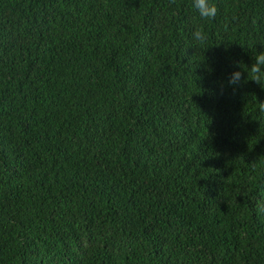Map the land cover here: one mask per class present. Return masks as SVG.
<instances>
[{
	"label": "trees",
	"instance_id": "trees-1",
	"mask_svg": "<svg viewBox=\"0 0 264 264\" xmlns=\"http://www.w3.org/2000/svg\"><path fill=\"white\" fill-rule=\"evenodd\" d=\"M211 2L0 0V264H264V0Z\"/></svg>",
	"mask_w": 264,
	"mask_h": 264
},
{
	"label": "clouds",
	"instance_id": "clouds-1",
	"mask_svg": "<svg viewBox=\"0 0 264 264\" xmlns=\"http://www.w3.org/2000/svg\"><path fill=\"white\" fill-rule=\"evenodd\" d=\"M193 6L198 10L201 18L214 19L218 9L215 3L211 0H193ZM193 40L198 43H203L206 39V33L202 28H197L192 33ZM255 62L251 65L248 71V78L255 81L264 87V51L258 52L254 57ZM242 73L239 70L234 71L229 77V85H238L241 81ZM259 110L264 112V102L259 105Z\"/></svg>",
	"mask_w": 264,
	"mask_h": 264
}]
</instances>
